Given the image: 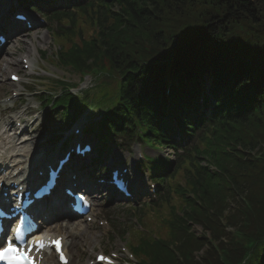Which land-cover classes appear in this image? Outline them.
Returning <instances> with one entry per match:
<instances>
[{
  "label": "trees",
  "instance_id": "trees-1",
  "mask_svg": "<svg viewBox=\"0 0 264 264\" xmlns=\"http://www.w3.org/2000/svg\"><path fill=\"white\" fill-rule=\"evenodd\" d=\"M115 1L119 12L108 0L84 8L91 18L84 29L92 34L77 26L64 31L71 42L60 53L76 69L113 71L106 83L117 87L116 103L105 119L113 128L151 130L152 115L166 108L168 79L181 77L172 87L174 111L196 104L189 94L199 77L216 76L215 120L180 168L183 184H172L153 233L134 241V251L143 264H264V38L242 27L246 22L264 34V0ZM80 100L66 94L56 105ZM193 115L201 116L198 109Z\"/></svg>",
  "mask_w": 264,
  "mask_h": 264
},
{
  "label": "rangeland",
  "instance_id": "rangeland-1",
  "mask_svg": "<svg viewBox=\"0 0 264 264\" xmlns=\"http://www.w3.org/2000/svg\"><path fill=\"white\" fill-rule=\"evenodd\" d=\"M197 4H198V1H197ZM188 6H189V4L187 2H185V3H182L179 6H176L175 8H180V7L181 8H185V7H188ZM204 7H205V5L204 6L203 5L200 6V4H199L196 8H198L199 10L201 9L202 13H205L204 11L207 12V10ZM176 10L180 12L179 14H181V11H180L181 9H176ZM201 11L198 14H201ZM187 12L189 14H192V12H194V11L193 10H189ZM188 16H190V15H188ZM82 25L84 26V28H87V26H88V24L86 22L84 24H82ZM242 27L247 28L246 32L254 33L255 37L261 36V39L259 40V42L263 41L262 38H264V34H262V29L261 28H256L255 27V28L251 29L250 25H248L246 22H243ZM39 29H40V31H38L39 33L37 34V36L40 37V36L45 34L43 40H41L40 38L35 40L34 35H33L32 37H28V38H26L23 41V43L21 44V48H20L19 52H17L14 57L13 56H9L7 54L4 55V53L0 56V69L2 68V71L0 72V82L8 80V74L10 72H12L13 70H15V71L23 70V68L21 69V66H20V60L22 59V57L28 55V53L29 54H33L34 53V51L32 49V43H34L36 45V47L38 48V56H36V62L32 65V68L29 71L26 70V71L22 72V75L26 76L25 80L29 76V74L30 75H34V77H37L38 75L41 74L42 75L41 77H48V76L51 77V78L52 77H54V78L63 77L64 80H68L70 82H75V83L79 81L80 76H79L78 73H74V71L66 70V69L61 68V67L60 68L55 67L52 64V62H51V60L49 58L50 55H49L48 58H42L41 55H42V53H44L43 52L44 50H47L48 52L53 51V48H54V43L53 42H54V40H52L51 35L48 32H46L44 29H41V28H39ZM34 32L35 31H32L31 33H34ZM89 34H92L91 30H90ZM88 36L89 35H87L86 37H88ZM75 40H77V39H75ZM77 42H78V40H77ZM17 50L18 49H16V51ZM44 57H46L45 54H44ZM30 58H32V56H30ZM87 78H88V82L86 83V85H88L89 88H91V90H93V85H94L93 82L96 79L95 75L93 76V82L91 81V78L89 76ZM89 82L91 84H89ZM31 85H32V83H31ZM7 90H8V88H7ZM111 90L114 93L116 92L114 87H111ZM90 92H92V91H90ZM2 94H4V91L1 92V95ZM27 98L29 100L28 110H32L33 113H34V111L36 110V108L38 106L37 101H36L37 98L34 97L33 95L28 96ZM92 98H94L93 95H92ZM59 124L60 123H58V121H56L54 123V127L55 126L58 127ZM116 154H118L123 159L128 157V156H125V154H126L125 149H120L119 147H117L115 145L113 150H112V152H111V156L114 155L117 158L118 156ZM132 156H134V154ZM239 198L243 199V195H240ZM234 204H235V202L230 204L232 206L231 208H234ZM225 214H227V213L225 212ZM122 220H125V217H123L119 221H122ZM122 222H124V221H122ZM119 224H121V223H118V225ZM195 226L197 227V229H199V232L201 231V229L203 230L202 226H198V225H195ZM233 229H234V227H232L231 230H233ZM118 232H120V234H117V236H113L112 237L113 239L111 238V234H110L111 232L110 233L108 232L107 234L105 232H103V234L101 233L102 236H105V238L102 241V245L101 246L102 247L105 246L106 249H108L109 251L112 250V249H115V250H118V251H119V249L122 250L123 246H124V243H126L127 240H128V237L124 238L125 234H124L123 231L121 232V229H119ZM209 232H208V235L210 234ZM97 233H99V232H97ZM95 236L97 237V239L96 238H92L93 244H97L98 242H100V239H101V238H98V235H95ZM106 237H109V239H107ZM131 241H133V240H131ZM89 250L92 251V247L91 246L89 247ZM71 251L75 252V251H77V249H72ZM122 252L128 255L127 251L123 250Z\"/></svg>",
  "mask_w": 264,
  "mask_h": 264
},
{
  "label": "snow or ice",
  "instance_id": "snow-or-ice-1",
  "mask_svg": "<svg viewBox=\"0 0 264 264\" xmlns=\"http://www.w3.org/2000/svg\"><path fill=\"white\" fill-rule=\"evenodd\" d=\"M17 239H20V237H17ZM51 244L55 245L57 251H60L61 241L59 239L51 241ZM28 247L42 250L45 247V243L43 240L37 239L32 241ZM61 258H63L62 253ZM99 259L104 260L105 258L99 257ZM0 260L7 261L8 264H35L34 259L29 254V250L21 248L12 240H8L6 243L0 241Z\"/></svg>",
  "mask_w": 264,
  "mask_h": 264
},
{
  "label": "bare ground",
  "instance_id": "bare-ground-1",
  "mask_svg": "<svg viewBox=\"0 0 264 264\" xmlns=\"http://www.w3.org/2000/svg\"><path fill=\"white\" fill-rule=\"evenodd\" d=\"M35 50H36V49H35ZM158 113H159V112H158ZM1 130H2V127H0V133H1ZM203 131H204V130H203ZM0 135H1V134H0ZM20 149L23 150L22 147H21ZM9 150H11V149H7L6 152H8ZM127 156H128V155H127ZM128 157H129V156H128ZM8 166H9V162L7 161L6 167H8ZM8 171H9V169H8ZM66 228H69V227H65L64 230H62V228L60 227V228H58V230L56 231V233H62V234H66V235L69 234L68 237H71V238H73V239H74V238L78 239V234H77V235H73L72 233L67 232ZM79 237H80V236H79ZM73 239L71 240V242H69V245H68L67 247H69V246H71V245L74 244ZM78 243H80V244L84 245L85 247H87V246L90 245L91 240H89V239H85V240L83 241V243H81L80 240H78V241L76 242V244H78ZM85 250H87V249H85Z\"/></svg>",
  "mask_w": 264,
  "mask_h": 264
}]
</instances>
